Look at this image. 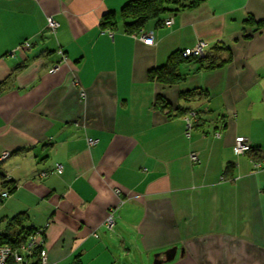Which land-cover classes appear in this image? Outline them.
I'll use <instances>...</instances> for the list:
<instances>
[{"label":"crops","instance_id":"1","mask_svg":"<svg viewBox=\"0 0 264 264\" xmlns=\"http://www.w3.org/2000/svg\"><path fill=\"white\" fill-rule=\"evenodd\" d=\"M131 1L0 0V175L13 179L0 181L12 188L0 238L49 225L48 264H153L173 248L166 264H264V169H253L264 159V0H171L128 34L119 13ZM149 32L152 46L137 37ZM200 42L205 63L158 80ZM239 138L251 154H237Z\"/></svg>","mask_w":264,"mask_h":264},{"label":"built area","instance_id":"2","mask_svg":"<svg viewBox=\"0 0 264 264\" xmlns=\"http://www.w3.org/2000/svg\"><path fill=\"white\" fill-rule=\"evenodd\" d=\"M174 24V20L168 19L165 22V25L170 27ZM47 28L52 32L56 33V31L59 28V24L52 18L49 17L47 19ZM111 38H114V32L109 31L107 33ZM138 39L146 46H152L154 43V32L149 33H141V35L137 36ZM30 45L28 43H25L23 46H21V49L29 48ZM206 44L203 42L198 43L195 47L184 50L181 52V55L185 59H196L199 60L204 57ZM61 57H62V63L65 62L66 56L63 53V51H59ZM60 68V64H57L53 66V68L50 70V73H56ZM85 93L81 91V97H84ZM195 113H190L188 117L185 118L186 121V131L187 136L190 135L191 129H192V118H195ZM99 143V140L96 139H87V144L89 147H94ZM235 150L239 156L251 154L253 152L252 147L250 143L245 141L244 139H237L235 141ZM10 157V153H3L0 156V170H1V164L6 161ZM191 161L192 162H198L199 158L196 154L191 155ZM253 169L255 172H259L264 169V159L263 160H253ZM63 171V166L58 165L56 168V173L61 174ZM1 172V171H0ZM45 174H42V177H45ZM13 179L7 175H3V182L6 184H12ZM115 193L117 195L121 194V191L116 189ZM11 195L10 189H5L4 192H2L1 199L4 201ZM123 201H119V203L112 207L108 215L106 217V220L104 222V227L107 231H113L115 224H116V213L119 210L121 204ZM49 225H46L44 228L36 229L33 231L32 234L28 236V238L18 244L17 246L13 245H3L0 246V264H48V256H47V250L45 248L46 245V230L48 229ZM95 237L98 238V235L95 233Z\"/></svg>","mask_w":264,"mask_h":264},{"label":"trees","instance_id":"3","mask_svg":"<svg viewBox=\"0 0 264 264\" xmlns=\"http://www.w3.org/2000/svg\"><path fill=\"white\" fill-rule=\"evenodd\" d=\"M204 0H195L193 4L187 5L188 7L196 6L199 2ZM171 0H135L127 4L119 13V20L121 21L123 28L126 33L132 34L134 32H139L144 29L145 26L151 21H159L161 17L171 12L167 6L172 4ZM179 4V1L173 2ZM183 6V5H182ZM118 18L116 14H109L103 18V28L112 29L113 32L116 31L118 25ZM189 61H198L196 59H185L182 57L181 52L179 55L174 56L170 59L169 64L161 69L155 75L158 77L160 82L166 84H172L181 79V74H176L175 70L179 65L184 63H189ZM202 63H205L206 60L203 58L199 59ZM198 61V62H199ZM204 61V62H203ZM208 62V61H207ZM201 64V63H200ZM204 64H201L200 67H204ZM215 64H208V68H215ZM200 69V68H198ZM0 181H3V176L0 175ZM10 186V184H6ZM4 189L12 188L5 187ZM2 192H0V205L2 204L1 199ZM33 231H30L26 234L25 239L22 241L15 242L13 240H7V238H0V246L9 244L17 246L21 242L25 241Z\"/></svg>","mask_w":264,"mask_h":264},{"label":"water","instance_id":"4","mask_svg":"<svg viewBox=\"0 0 264 264\" xmlns=\"http://www.w3.org/2000/svg\"><path fill=\"white\" fill-rule=\"evenodd\" d=\"M177 254V248H173L168 250L163 256V259L161 258V255L157 254L155 255V261L154 264H166L169 262H172Z\"/></svg>","mask_w":264,"mask_h":264},{"label":"rangeland","instance_id":"5","mask_svg":"<svg viewBox=\"0 0 264 264\" xmlns=\"http://www.w3.org/2000/svg\"><path fill=\"white\" fill-rule=\"evenodd\" d=\"M154 264V263H153Z\"/></svg>","mask_w":264,"mask_h":264}]
</instances>
